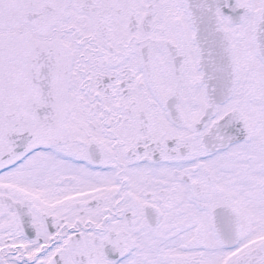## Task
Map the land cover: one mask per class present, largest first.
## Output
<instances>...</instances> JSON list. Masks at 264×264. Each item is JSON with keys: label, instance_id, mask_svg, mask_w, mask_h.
<instances>
[{"label": "snow or ice", "instance_id": "snow-or-ice-1", "mask_svg": "<svg viewBox=\"0 0 264 264\" xmlns=\"http://www.w3.org/2000/svg\"><path fill=\"white\" fill-rule=\"evenodd\" d=\"M0 264H264V0H0Z\"/></svg>", "mask_w": 264, "mask_h": 264}]
</instances>
